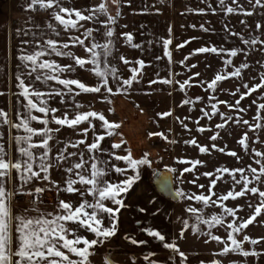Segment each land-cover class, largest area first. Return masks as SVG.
Here are the masks:
<instances>
[{
    "label": "snow or ice",
    "instance_id": "1",
    "mask_svg": "<svg viewBox=\"0 0 264 264\" xmlns=\"http://www.w3.org/2000/svg\"><path fill=\"white\" fill-rule=\"evenodd\" d=\"M177 3L184 13L235 16L241 27L225 20L221 31L222 41L235 38L236 43L209 40L191 47L178 62L182 72L173 73L174 50L200 37L174 43L169 24L165 35L144 48L132 31H117L127 28L120 24L124 6L142 13H161L162 7L150 3L137 9L136 0H23L25 15L13 29L19 39L12 71L4 65L0 88V97L10 92L13 99L11 107L0 106V264H262L264 235L253 236L248 229L264 222V63L257 59L264 58V0H200L202 6L196 7L174 0L173 6ZM188 27L216 32L209 21ZM154 43L161 45V54L151 51ZM121 46L145 54L128 56L118 51ZM197 54L214 55L221 70L203 77L194 71L199 61L189 62ZM159 61L168 69L163 75L156 67ZM253 64L260 70L243 79ZM180 75L186 78H175ZM229 78H236L231 90L220 83ZM193 85L204 94L190 97ZM163 86L182 94L176 107L191 106L197 115H176L171 123L179 125V133L168 126L148 135L166 142L165 150L168 145L190 146L195 158L173 154L172 162L165 163L159 153H134L120 131L123 121L115 100L133 92L151 95L164 91ZM221 94L229 99H220ZM174 111L169 107L155 117L171 118ZM226 126L237 130L233 139L239 152L223 142L220 130ZM201 133L207 134L204 140L198 139ZM215 153L237 163L208 168L211 159L199 158ZM157 164L173 174L161 181L163 188L183 202L174 214L175 230L139 220L138 231L124 230L125 195ZM185 183L196 190H185ZM49 193L54 203L46 202ZM148 204L139 212L155 218L161 212L156 196ZM189 233L215 247L208 248L207 256L191 254L182 246ZM118 234L139 251L129 256L125 249L123 256L114 257L109 249Z\"/></svg>",
    "mask_w": 264,
    "mask_h": 264
},
{
    "label": "crops",
    "instance_id": "2",
    "mask_svg": "<svg viewBox=\"0 0 264 264\" xmlns=\"http://www.w3.org/2000/svg\"><path fill=\"white\" fill-rule=\"evenodd\" d=\"M155 4L162 7L164 10L161 13H142L139 10L133 12L128 6H124L125 15L121 18L120 24H127V28H117V31H132L135 37V41L142 44L144 48L149 47L148 41H156L160 36L166 34V28L171 24L173 28L174 43L181 38L188 36H198L201 39L193 41L190 45H186L183 49L174 50L173 62L171 65V71L176 73V63L182 59V57L189 51L191 47H195L200 43L206 41H213L215 43L235 44V38L228 41H222V37L225 35L221 31L222 24L225 20L229 22L233 27L239 29L241 26L235 16L223 17L220 13L213 15L208 13L204 16L195 13H184L180 3L174 4V0H164L163 4L159 3V0H136V8H142L145 5ZM181 3L189 7L202 6L200 0H181ZM23 0H0V88L4 87L5 70L4 65H8L9 73L12 71V65L14 61L11 57L15 55V46L19 37L13 35V29L19 27L22 23V17L25 13L21 9ZM183 13V14H181ZM209 21L210 26L216 29L214 33H202L198 28L192 29L188 25L192 23H201ZM144 25V27H140ZM181 25H184L181 28ZM122 39V38H121ZM121 53H127L128 56L136 55L139 51L140 55H144L143 49L133 50L129 47L121 46L118 48ZM151 51L161 54V45L154 43L151 46ZM6 53H10L11 56H6ZM205 55L209 58L213 57L212 54H197ZM157 69L163 75L168 69L166 68L165 61H159L156 64ZM147 88V85H142ZM161 86H157L159 88ZM164 91H153L151 95H145L144 93L133 92L130 97L119 96L114 106L116 108V114L119 119L123 121L120 131L124 134L125 139L129 142L130 146L134 150V153L143 151H149L156 155L160 153L165 159H171V153H165L160 151V145L157 143L159 138L150 137L149 132L158 130H164L168 126H173V115L171 118H156L155 113L161 110H167L169 107L174 108L173 104V90L168 89V86H163ZM168 91H171V96L168 95ZM8 104L11 107L13 99L9 92L6 97H0V106ZM139 105V108L136 105ZM19 105H17L18 107ZM100 107V105H97ZM143 109V112L140 111ZM68 135V133H65ZM158 139V140H157ZM165 143V142H164ZM166 163V161H165ZM156 165H154V169ZM149 170L147 173L142 174V181L137 182L125 195V202L128 207L122 210L123 225L122 228L129 232L138 231L136 221H141L143 225H155L165 231H174V225L177 224L174 214L178 211L175 210L174 204L167 198L159 195L155 190L151 182V174L153 170ZM153 196H156L157 204L161 209V212L154 218L150 213H140V207H151L148 201ZM46 202L54 203L53 195L51 193L45 196ZM202 238L196 234L189 233L188 239L182 242V246L190 251L191 254L208 255V248L215 247L210 244L205 246L201 243ZM158 243V242H153ZM112 249L109 252L115 255L119 253L121 256L125 254V249H129L127 255H132L133 252H138L139 249L135 246H131L125 243L118 234L112 241ZM235 259H240L239 256H234ZM264 264V260H262Z\"/></svg>",
    "mask_w": 264,
    "mask_h": 264
},
{
    "label": "rangeland",
    "instance_id": "3",
    "mask_svg": "<svg viewBox=\"0 0 264 264\" xmlns=\"http://www.w3.org/2000/svg\"><path fill=\"white\" fill-rule=\"evenodd\" d=\"M183 58V57H182ZM257 59L261 60V63H264V58H261L259 56H257ZM195 61H199V64L197 65V68L194 69V71H200L202 73L203 77L206 78H211L215 72L220 71V65H221V61H219L218 58H216L215 56L209 58L205 55H199L197 57L191 58L189 62H195ZM259 66L256 64H253L250 70H246L245 75L243 76V79L247 80L249 75H255L258 71H259ZM182 72V66L179 65V63H176V73H180ZM175 78L177 79H181L183 80L184 78H186L183 75L180 76H176ZM221 86L231 90L234 86V84L236 83V78H229V81L227 82H220ZM196 94H201L203 95V90L196 85H193L191 88L188 89V95L190 97H194ZM181 93L177 90L174 89L173 90V104H174V109L175 111L173 112V121L175 120V116L176 115H180L181 117L185 116V115H192L193 117H195L197 115L196 111H189V108L191 106H186V107H176V105L179 103L180 99H181ZM220 99H229V96H226L224 94H221L219 96ZM247 101H245L246 103ZM200 104L199 102H197L196 104V108H199ZM222 110H224L222 108ZM252 114L249 113V116H246L245 118H249ZM188 123L191 125V121H188ZM202 123H204V121H202ZM174 128L176 130V133H179V125L178 124H174ZM221 137L223 139V142L227 143L228 147L231 149H235L238 152L240 151L239 146L235 143L233 137L236 135V129L234 127H228L226 126L225 129H221ZM170 138H172L174 134H169ZM192 135H197V133L195 132V130H193ZM207 134L206 133H201L198 136V139L200 140H204L205 136ZM249 135L251 136L252 133L250 132ZM260 135L262 137H264V132L260 133ZM185 138H187V134H185ZM158 140V139H157ZM157 143H159L160 145V151H163L167 154V153H171L173 154H177V155H184L187 154L190 157H197V152L195 149L191 148L190 146H181L180 144L178 145H168L167 150H165V144L164 141H162L161 139H159L157 141ZM217 143H221V141L218 139ZM257 147H259V145H256ZM185 148H187V152L185 153ZM160 154V153H159ZM162 155V154H161ZM163 156V155H162ZM201 159H204L206 161L211 159V162L208 164V168L212 167V163H216L218 166L225 164V162L227 164H236L237 162L230 156L228 155H221L219 153H215L211 158L206 155V154H201L200 157ZM166 161V163H171V159L170 161L165 159L164 162ZM199 168L200 171H204V167L203 166H197ZM155 169H159V172H161L160 176L156 178V175H153V172ZM151 174V182L155 188V190L158 192L159 195L163 196L164 198H167L169 201H171L174 206H175V210L179 211V205L181 203H183L180 200H176L172 197V195L169 193L167 194L165 189L163 188L161 181L164 179V177L166 175H173V174H169L166 172V170L163 167V164H157L156 168H155ZM189 179L192 178L191 174H185ZM200 183H205L206 181L204 179H201L199 181ZM176 186H180L179 182H177ZM183 187L185 188V190H196L194 185L185 183L183 185ZM237 203H243L244 201L240 198H237ZM194 203V202H193ZM231 203V201L229 202ZM197 207H199L200 205H196ZM212 209H208V212H211ZM218 211V209H217ZM245 211H247V209H245ZM249 233L252 234L253 236L256 235H264V222H254L252 225L249 226L248 229ZM221 235H223V232L220 233ZM202 243V242H201ZM203 244V243H202ZM215 246V245H214ZM245 247H248V245H245Z\"/></svg>",
    "mask_w": 264,
    "mask_h": 264
},
{
    "label": "water",
    "instance_id": "4",
    "mask_svg": "<svg viewBox=\"0 0 264 264\" xmlns=\"http://www.w3.org/2000/svg\"><path fill=\"white\" fill-rule=\"evenodd\" d=\"M161 174V172H158L157 175H156V178L159 177ZM167 194H169V192L167 190H165Z\"/></svg>",
    "mask_w": 264,
    "mask_h": 264
}]
</instances>
